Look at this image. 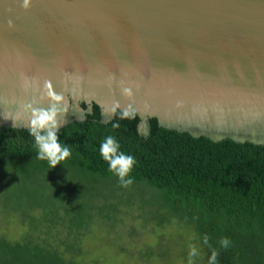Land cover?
I'll list each match as a JSON object with an SVG mask.
<instances>
[{
  "label": "water",
  "instance_id": "obj_1",
  "mask_svg": "<svg viewBox=\"0 0 264 264\" xmlns=\"http://www.w3.org/2000/svg\"><path fill=\"white\" fill-rule=\"evenodd\" d=\"M49 92L58 125L94 101L134 109L141 137L155 115L263 141L264 0H0V123L28 127Z\"/></svg>",
  "mask_w": 264,
  "mask_h": 264
},
{
  "label": "trees",
  "instance_id": "obj_2",
  "mask_svg": "<svg viewBox=\"0 0 264 264\" xmlns=\"http://www.w3.org/2000/svg\"><path fill=\"white\" fill-rule=\"evenodd\" d=\"M114 109L101 119L91 101L81 117L59 124V143L71 154L55 167L37 158L29 127L0 123V202L26 209L27 217L19 235L0 231V264H88L77 255L83 228L93 218H114L117 205L129 200L121 196L127 188L159 196L156 207L195 229L205 264H264V140L194 134L160 124L155 115H148L150 130L141 137L136 111L121 118L125 110ZM108 137L119 145L117 155L134 158L125 177L130 185L100 154ZM73 174L104 188L77 194Z\"/></svg>",
  "mask_w": 264,
  "mask_h": 264
},
{
  "label": "rangeland",
  "instance_id": "obj_3",
  "mask_svg": "<svg viewBox=\"0 0 264 264\" xmlns=\"http://www.w3.org/2000/svg\"><path fill=\"white\" fill-rule=\"evenodd\" d=\"M234 128L230 131L220 129L218 132L221 133L223 130L234 131L236 134L243 132L239 130L242 127ZM66 182L69 184L68 180ZM71 184L75 187V193L83 195L88 189L98 191L104 188L98 183L88 186L78 174H73ZM141 186L139 185L140 188ZM121 196L129 200L127 203L117 205L119 210L114 218L110 220L93 218L92 222L87 224L85 229L83 228L77 254L82 262L88 264H205L204 254L199 249L202 245L195 229L181 221L180 217L173 212L156 207L154 203L159 201V196L146 191L140 193L137 188H127L121 192ZM23 211L26 209L20 210L18 206L12 207L0 202V231L9 236L19 235L27 221ZM164 215L170 219H165ZM40 225L38 221L37 226ZM193 249L196 254L190 255Z\"/></svg>",
  "mask_w": 264,
  "mask_h": 264
},
{
  "label": "clouds",
  "instance_id": "obj_4",
  "mask_svg": "<svg viewBox=\"0 0 264 264\" xmlns=\"http://www.w3.org/2000/svg\"><path fill=\"white\" fill-rule=\"evenodd\" d=\"M27 0H25V6ZM127 91V90H126ZM49 96L53 103L47 109L33 108L31 110V117L29 120V134L35 139L36 146L38 148L37 158L41 160H47L51 167H55L60 161L65 160L70 156V151L67 147H62L58 139L59 125L57 121V113L61 111L58 102L62 100L60 95L49 92ZM115 111V109H113ZM130 117V112L125 110L121 118ZM118 127V125H113ZM117 147L119 145L115 142L114 138H106V142H103L100 146V154L102 158L109 163V171L115 173L122 185L127 186L132 183L131 179L125 180L128 176L133 164L134 158L131 155H125L120 153L117 155ZM207 242V241H205ZM222 246L227 247L228 240L222 239ZM195 249L192 250L190 255H195ZM216 254L213 253L211 260L215 261Z\"/></svg>",
  "mask_w": 264,
  "mask_h": 264
},
{
  "label": "flooded vegetation",
  "instance_id": "obj_5",
  "mask_svg": "<svg viewBox=\"0 0 264 264\" xmlns=\"http://www.w3.org/2000/svg\"><path fill=\"white\" fill-rule=\"evenodd\" d=\"M82 108H84V109L87 108V105H85V107H82Z\"/></svg>",
  "mask_w": 264,
  "mask_h": 264
}]
</instances>
